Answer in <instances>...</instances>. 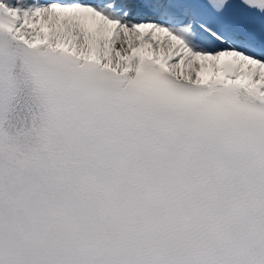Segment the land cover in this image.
I'll return each instance as SVG.
<instances>
[{
    "label": "bare ground",
    "instance_id": "6f19581e",
    "mask_svg": "<svg viewBox=\"0 0 264 264\" xmlns=\"http://www.w3.org/2000/svg\"><path fill=\"white\" fill-rule=\"evenodd\" d=\"M128 5V4H127ZM83 6L79 5V9L76 6H65L61 9H58V13H61L60 16L51 15L48 11H44L43 9L35 10L31 13L30 17H24V23L29 25L35 32H41L43 29L50 27L54 33L55 40L71 43L78 51L84 52L87 54H91L92 50L99 57L108 61L110 63H116L118 57L123 54L122 50L125 48L129 41L125 39V43L120 36H117L116 39H111L112 35L109 34L108 30V22L105 21L102 29L99 33L93 31L92 27L97 24L101 25L103 22V17L98 16L96 13H93L91 10L82 8ZM82 10V11H81ZM80 12L85 13V16H81ZM151 18V16H149ZM95 23V24H94ZM146 25V24H144ZM130 29V27H128ZM140 29V27H137ZM137 28H131L134 31ZM189 27L187 24L179 25L177 29L169 28L164 29L160 28L159 25L156 26L154 33L157 36H166L169 34L167 42H161L166 46L170 42L176 43L174 39L179 34L187 35ZM189 35V34H188ZM119 38V39H118ZM132 38V36L128 37ZM173 40V41H172ZM55 42V41H54ZM58 44V42H55ZM178 65L182 68H186L187 65L183 64V61H180ZM191 71L189 67H187V72ZM183 71V70H182ZM195 71L197 74H203L205 76L207 73V77L210 76L213 70L211 67L204 66H195Z\"/></svg>",
    "mask_w": 264,
    "mask_h": 264
},
{
    "label": "rangeland",
    "instance_id": "374dc122",
    "mask_svg": "<svg viewBox=\"0 0 264 264\" xmlns=\"http://www.w3.org/2000/svg\"><path fill=\"white\" fill-rule=\"evenodd\" d=\"M81 11H82V10H81ZM45 12H46V11H45ZM80 13L82 14L81 16H85V15H86L85 13L83 14V12H80ZM109 27H110V26L108 25V30H109ZM119 38H122V40H123L124 43H125V41H126L125 39H126V38H125L123 35H120ZM119 38H118V39H119ZM131 44H133V42H129V43H127V45L125 46L124 50H122V52H125V50H126V49L129 47V45H131Z\"/></svg>",
    "mask_w": 264,
    "mask_h": 264
}]
</instances>
